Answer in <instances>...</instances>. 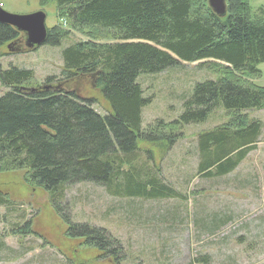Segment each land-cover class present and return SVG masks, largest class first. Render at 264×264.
Instances as JSON below:
<instances>
[{
  "label": "trees",
  "instance_id": "1",
  "mask_svg": "<svg viewBox=\"0 0 264 264\" xmlns=\"http://www.w3.org/2000/svg\"><path fill=\"white\" fill-rule=\"evenodd\" d=\"M48 1L89 38L64 47L60 78L47 76L32 86L36 90L24 87L33 70L0 67V84L8 89L0 96V171L23 170L27 182L44 189L55 206L65 185L77 182L101 186L112 196L178 197L150 166L155 154L170 149L181 127L204 121L220 106L231 115L198 134L197 172L224 176L255 148L263 122L246 111L264 109V86L254 83L264 62V9L254 13L249 0H225L220 17L207 0H42ZM46 29L48 45H59L67 34ZM22 38L0 23V49L26 51ZM181 62L208 63L216 78L194 84L177 119H157L141 129V110L151 98L143 96L136 78ZM87 81L107 104L105 114L92 108L93 99L67 88ZM4 196L0 192V204ZM71 228L84 230L77 235L85 244L109 251L100 230ZM15 231L28 232V223Z\"/></svg>",
  "mask_w": 264,
  "mask_h": 264
},
{
  "label": "rangeland",
  "instance_id": "2",
  "mask_svg": "<svg viewBox=\"0 0 264 264\" xmlns=\"http://www.w3.org/2000/svg\"><path fill=\"white\" fill-rule=\"evenodd\" d=\"M0 2L2 9L13 14L43 11L46 28L52 33L67 32L56 46L41 44L23 52L3 46L0 67L33 70L31 84L24 87L40 85L47 76L60 78L63 48L88 39L87 32L73 28L58 14L54 2ZM249 5L256 13L264 9V0H249ZM100 40L112 42L111 38ZM258 69L260 76L254 83L264 86V62ZM215 78L208 63L201 62L140 73L136 81L143 96L151 98L142 107L140 128L157 119H177L194 84ZM74 85L67 88L81 98L93 99L91 106L97 113H106L107 104L88 81ZM7 90L0 84V96ZM246 112L248 117L260 118L263 134L255 148L224 176L208 178L197 172L198 134L231 115L221 106L204 121L181 127L170 149L155 154L150 166L178 197L112 196L101 186L77 182L65 185L55 206L44 189L27 182L23 170L0 171V192L6 198L0 204V264H185L191 259H198L194 264H264V109ZM26 223L28 232L15 231ZM71 225L100 230L108 239L110 245L105 248L109 251L85 244L77 235L84 230L70 229Z\"/></svg>",
  "mask_w": 264,
  "mask_h": 264
},
{
  "label": "water",
  "instance_id": "3",
  "mask_svg": "<svg viewBox=\"0 0 264 264\" xmlns=\"http://www.w3.org/2000/svg\"><path fill=\"white\" fill-rule=\"evenodd\" d=\"M209 8L218 16L223 17L226 13V1L225 0H207ZM46 14L43 11H34L28 14H13L5 11L0 7V23H6L15 28L18 32L23 34L24 48L26 50H32L40 46L45 42L46 38V26H45ZM9 50L11 48L8 46ZM18 51L19 49H15ZM55 87L56 84L43 86ZM42 88V86H40ZM31 90L38 89L37 87L29 88Z\"/></svg>",
  "mask_w": 264,
  "mask_h": 264
},
{
  "label": "crops",
  "instance_id": "4",
  "mask_svg": "<svg viewBox=\"0 0 264 264\" xmlns=\"http://www.w3.org/2000/svg\"><path fill=\"white\" fill-rule=\"evenodd\" d=\"M260 119V118H259ZM263 132V127H262V129H261V133ZM261 133H260V136H261ZM263 134V133H262Z\"/></svg>",
  "mask_w": 264,
  "mask_h": 264
}]
</instances>
